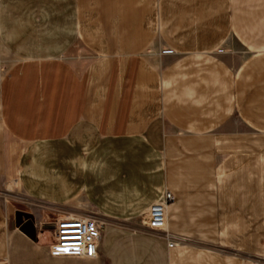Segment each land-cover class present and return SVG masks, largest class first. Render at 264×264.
Masks as SVG:
<instances>
[{"label":"crops","instance_id":"0c3cea01","mask_svg":"<svg viewBox=\"0 0 264 264\" xmlns=\"http://www.w3.org/2000/svg\"><path fill=\"white\" fill-rule=\"evenodd\" d=\"M230 31L263 54L264 0H0L11 57L66 62L58 86L34 74L4 87L0 75V176L6 135L26 133L17 184L43 207L27 212L31 239L0 199V264H227L146 228L168 191L180 240L225 244L231 231L258 252V232L244 231L264 228V118L244 72L216 53ZM157 39L169 52L150 59ZM81 204L105 223L98 257H56L54 225Z\"/></svg>","mask_w":264,"mask_h":264},{"label":"rangeland","instance_id":"374dc122","mask_svg":"<svg viewBox=\"0 0 264 264\" xmlns=\"http://www.w3.org/2000/svg\"><path fill=\"white\" fill-rule=\"evenodd\" d=\"M229 29V28H228ZM230 30V29H229ZM169 50L162 48L161 41L157 39L152 46L150 47L148 56L150 59H155V55L167 54ZM220 55L226 62L229 64L231 69L235 74L238 75L240 69L243 74V86L244 97L248 100L249 97L258 94L259 97V118H264V53H258L254 51L246 42V39L237 37L233 31H230L226 37L224 43L220 44L218 51L216 52ZM259 58V69L258 72L255 70L251 71L249 68L251 63H254V60ZM66 62H53L52 64L30 66L27 64L20 63L11 57L4 47L0 44V75L2 77V86L11 84L13 87L19 85L20 81L24 79L27 80L38 74V76H46L51 79V82L55 83V86H58V81L60 82V77L64 74L58 70L59 65H66ZM263 63V64H262ZM56 66L54 69H51V66ZM249 67V68H248ZM73 72V71H72ZM78 76L84 77V73H78ZM253 74L254 77L252 80H246L245 75ZM75 75V74H74ZM31 76V77H29ZM50 76V77H49ZM21 79V80H20ZM32 79V78H31ZM24 80V81H25ZM46 80V79H45ZM248 84V85H247ZM24 88V87H23ZM58 87L55 88L56 94L58 93ZM245 100V102H246ZM256 105V104H254ZM253 105V107H254ZM257 106V107H258ZM256 107V106H255ZM245 111V110H244ZM260 130L264 128L259 127ZM29 139L26 133H15L13 135H6V145L7 151L6 154L10 159L9 170L4 172L0 176V199L4 203V206L9 211V215L12 220H15L14 217L17 213L30 212L40 216L43 211V207L26 196L20 186L17 184L18 180V159L22 152V147L25 145V142ZM5 143V142H4ZM5 152V151H4ZM74 216L77 217H94L96 218L95 212L88 206L81 204L76 210ZM264 218V214H260V219ZM261 226V224H260ZM247 234H254L258 232L259 242H258V252L252 253L250 250L249 240L243 246L235 245V233L229 236L226 240V243L223 242H208L196 238H190L187 241L179 240V247L190 246L196 250L204 251L211 254L222 255L226 257L227 264H264V228H260L258 231L247 230L244 231ZM181 242V244H180ZM229 260L233 262H229Z\"/></svg>","mask_w":264,"mask_h":264},{"label":"built area","instance_id":"2783aa9c","mask_svg":"<svg viewBox=\"0 0 264 264\" xmlns=\"http://www.w3.org/2000/svg\"><path fill=\"white\" fill-rule=\"evenodd\" d=\"M173 198L171 192L164 193L149 207L142 220L149 231L161 234L167 240L169 248L178 246L180 240L168 230V209ZM104 226L103 221L94 217L70 215L58 220L53 230V255L89 259L98 257Z\"/></svg>","mask_w":264,"mask_h":264},{"label":"water","instance_id":"95a60500","mask_svg":"<svg viewBox=\"0 0 264 264\" xmlns=\"http://www.w3.org/2000/svg\"><path fill=\"white\" fill-rule=\"evenodd\" d=\"M15 219L16 227L20 228L29 238L34 239L36 236L34 215L27 212L17 213Z\"/></svg>","mask_w":264,"mask_h":264}]
</instances>
